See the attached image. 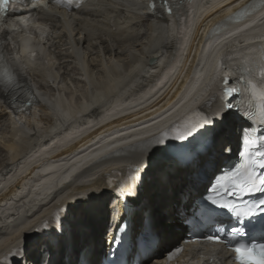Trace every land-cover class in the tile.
I'll return each mask as SVG.
<instances>
[{
  "label": "bare ground",
  "instance_id": "bare-ground-1",
  "mask_svg": "<svg viewBox=\"0 0 264 264\" xmlns=\"http://www.w3.org/2000/svg\"><path fill=\"white\" fill-rule=\"evenodd\" d=\"M143 1L89 0L71 14L49 9L54 14L55 21L48 19L49 16L43 17L44 24L41 25V33L47 34L49 46L47 52L45 45L44 52L46 55L41 59L42 61L48 60L46 67L41 68L37 64L23 63L21 61L22 56L19 54L9 55L6 61L9 72L16 84L22 85L26 91H29V94L33 95L31 98L34 106L30 116L12 118L2 104L6 101L5 91L0 83V116L4 114L3 116L8 118L9 126L13 130L11 136L9 135L10 138L4 140L0 145V152H5L6 155L5 158L0 159V184L4 182V177L11 172L13 165L21 159L23 161L16 169L17 171L11 175L12 180L17 178L16 181H19L17 176L23 170L34 166L36 162H38L36 163L39 166L38 169L41 167V173L47 170L61 169L55 175L57 180L68 175V171L70 173L76 168L74 163L80 159L82 153L72 155L61 153L58 158L52 159L61 162L60 165H51L48 168L44 167L46 157L59 147H66L81 137H92L101 131L102 124H90L74 132L69 133L68 131L55 135L49 148L35 150V147L42 141L49 140L63 125L78 115H84L92 109L113 102L121 92L137 89L148 76L149 66L147 62H152L154 58L163 57L173 50V46L176 44L178 45L177 51H175L177 52V60L164 77L158 80L152 88L141 93L137 100L130 99L127 102L135 107L134 113L124 118L125 124L139 123L150 111V106L163 98L164 94L156 96L152 92L164 84L168 77L167 74L173 72L178 63L181 64L178 74H181L186 57L183 47L184 39L191 33L192 22L194 23L193 29L199 27L201 30L207 29L208 31L213 24L223 21L231 14L237 13L254 2V0H211L212 3L205 6L203 5L204 0L193 1L189 6L190 14L187 22L180 25L174 23V29L168 26L165 19L156 22L147 18L143 19V15L146 13ZM262 16H264V11L252 19L250 17L246 24L217 36L204 45L202 51L198 52L197 60L199 63L196 64L198 69L190 75L189 86L193 85L191 91L199 89L200 85L196 87L198 83L202 84L213 77L215 73V66L212 64L214 54L224 48L236 50L242 47L243 43L240 41L245 40L247 34L263 26L261 24ZM25 23H28L26 18ZM174 33L183 41L180 42V39H176L172 43L170 38L173 37ZM105 37H113L118 41L132 40L130 41V50L124 55L117 50L108 54L100 53L99 60H91L95 56L93 50L95 47L108 45L109 42L106 41ZM25 46L26 44L22 48ZM85 46H87L86 49ZM198 48L201 47L198 46ZM33 50L41 51L38 48ZM244 53L237 61L232 59L235 57L234 55L224 54L227 70L234 71L236 68L254 66V60L251 59L253 55L248 51ZM230 61L234 62L228 63ZM68 69L69 72H67ZM77 77L82 80L80 81V78ZM181 78L176 76L172 81L177 89H179ZM55 81H57L59 88L58 95L62 94L66 98L67 104L61 105L57 99L53 98L52 86ZM62 83L67 87L61 85ZM69 85L71 87L76 85L82 89L79 90L74 87L75 93L68 89ZM61 86L64 88L60 89ZM31 87H37L40 95L37 96V94L32 93ZM174 98H177V93L174 94ZM117 102L112 106V111L117 108ZM168 106V102L164 101V109ZM60 108H62L61 111ZM234 120L235 118L230 113L223 116L222 123L217 125L218 134L211 142V148L205 154H199L186 163H179L181 160L178 156L164 155L165 162L153 170L148 182L143 183L142 191L135 199V210L131 217L132 228L130 230H134L135 226L140 227L144 219L147 229L154 236L153 256L145 264H159L164 247L171 246L182 237L183 228L179 226L177 217L188 208L192 192L198 194L201 191L202 185L198 186L197 184L210 174H205L206 168L212 164L213 170L217 167L219 163V158L216 155L218 142L224 138L233 141L231 129L235 124ZM154 121L155 119L142 126ZM133 126L138 128L137 125ZM153 145L152 142H148L134 147L133 150H124L119 159L94 167L90 174L94 178L91 183L86 184L83 182L86 180L81 178L72 186H67L64 195L60 192L56 195L57 199L54 196L43 206L38 207H43L44 215L42 217L39 213L34 214V216L30 215L37 204L62 190L63 187L47 190L44 198L39 199L38 193L42 192L44 188L39 185L43 178L39 176L37 169L33 177L28 180V185L33 188L30 194V198L33 199L27 204L22 217L12 214L13 217L8 216V226L0 228V235L5 237V240L0 241V249L5 248L8 244L17 245L21 240L27 242L29 233L38 228L43 221L49 220L50 211L56 207L59 201L61 204L66 205L67 203L71 206L80 202L82 208L80 209L83 212L79 218L65 221L63 237H57L50 230L47 237L40 239L39 244L44 245L42 248L49 255L48 264H78L80 259L87 264H94L98 252L101 251L98 233L103 234L105 232L107 212L113 203V192L109 190L107 193L106 180L111 174L123 173L130 166H146V162L158 153ZM141 146H146L142 149L143 156L140 154ZM68 165L70 166L68 167ZM56 183L57 181H50V185H56ZM73 186L75 188L71 189ZM20 193L18 192L17 195ZM4 203L5 200H0V205ZM6 212L9 213L10 211ZM69 217L71 216L69 215ZM69 217H62L61 221ZM53 238H57L56 244L51 243ZM33 247L38 248L37 246ZM200 250L197 246H186L184 256L186 259L193 256V260H195L196 254ZM210 253L213 252L208 251L205 255ZM36 254L37 252H33L30 255V260H34ZM153 257H159V259H153Z\"/></svg>",
  "mask_w": 264,
  "mask_h": 264
},
{
  "label": "snow or ice",
  "instance_id": "snow-or-ice-1",
  "mask_svg": "<svg viewBox=\"0 0 264 264\" xmlns=\"http://www.w3.org/2000/svg\"><path fill=\"white\" fill-rule=\"evenodd\" d=\"M10 3V0H0V17H2L7 7ZM168 0H162V7H167ZM155 5H153L154 7ZM246 13H239L240 16L245 15ZM238 89L236 88H226L223 91L224 97H230ZM252 98L258 102L259 111L261 113V124L264 125V88L259 90L255 86H252ZM225 107L224 105L221 106ZM228 108L231 105H227ZM223 112L220 113V116H223ZM212 120L204 117L202 119H195L194 123L185 122L182 126V130L174 128L172 130V135L169 136L168 133H164L162 136L156 138L153 143L157 145L155 148L156 152H166L167 147H159L160 145H165L168 139H174L175 141L181 142L180 148L177 150V154L181 160H190L192 159V153L187 150L182 144V142L188 140L190 137L195 138L196 133H199L201 137L207 135V132H204L207 125H210ZM146 146H141L140 154L143 156V148ZM261 156L264 157V153H261ZM255 167L264 169V159L253 161ZM139 171V169H137ZM253 192L264 193V178H261L255 174V168L252 171L248 170V166H245V171L240 173V170L237 169L236 172L224 173L216 179L215 185L211 186L209 194L205 199L213 206L227 209L230 213L235 215L239 227L233 226L230 230L229 242L232 239H235L237 236L244 234V223L243 218L252 217L258 213L264 212V199L258 200L255 204L249 206L246 211H241L238 209L237 203L235 200L228 199L225 200L224 196H235L237 199H241L243 196H246ZM200 218L201 220L208 225L215 223L217 217L214 214V209L203 204L200 209ZM56 223L61 229V234L64 232L65 222L61 221L59 216L56 217ZM45 228L48 225L44 226ZM210 242L221 243L224 242L221 240L220 236H209ZM182 249H177L168 253L167 260L169 264L171 260L179 254ZM236 253V258L239 264H264V243H250V244H240L239 246L234 247ZM15 255H19L23 259V252L18 251ZM153 259H159V257H153Z\"/></svg>",
  "mask_w": 264,
  "mask_h": 264
},
{
  "label": "rangeland",
  "instance_id": "rangeland-1",
  "mask_svg": "<svg viewBox=\"0 0 264 264\" xmlns=\"http://www.w3.org/2000/svg\"><path fill=\"white\" fill-rule=\"evenodd\" d=\"M106 38V41L107 42H109L108 43V45L107 44H105V45H103V46H101V47H95L93 50H94V57H92L91 58V60L92 59H98V57L100 56V53H106V54H108L109 52H115L116 50L118 51V52H121L123 55L127 52V51H129L130 50V45H131V43H130V41H132V40H130V39H127V40H122V41H118V40H116L115 38H109V37H105ZM87 48V46H85V49ZM108 57V56H107ZM99 60V59H98ZM61 72V70L59 71V73ZM67 72H69V69L67 70ZM62 82H65V81H62ZM61 85H63V83L61 84ZM63 86H65V87H67L65 84L63 85ZM82 86V85H81ZM74 87L75 88H78L79 90H81L82 89V87H76V85L74 86H70L69 85V87H68V89L70 90V91H72V92H75L76 93V90L74 89ZM62 88H64V87H60V89H62ZM81 88V89H80ZM4 115V114H3ZM3 115H1L0 117V145L2 144V142L5 140H7V139H9L10 138V136H11V133H12V127H10L9 126V122H8V118L6 117V116H3ZM3 116V117H2ZM42 124V123H41ZM10 131V132H9ZM10 135V136H9ZM7 136H9V137H7ZM5 138V139H4ZM3 153V154H2ZM6 157V155H5V152H0V159H3V158H5ZM7 179L6 180H4V182L3 183H1L0 184V186H2V185H5L6 183H7ZM75 187L73 186L71 189H74Z\"/></svg>",
  "mask_w": 264,
  "mask_h": 264
}]
</instances>
